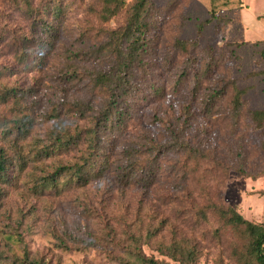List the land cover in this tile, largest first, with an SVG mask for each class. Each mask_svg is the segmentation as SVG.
Instances as JSON below:
<instances>
[{"label": "rangeland", "instance_id": "obj_1", "mask_svg": "<svg viewBox=\"0 0 264 264\" xmlns=\"http://www.w3.org/2000/svg\"><path fill=\"white\" fill-rule=\"evenodd\" d=\"M192 1L152 0L147 51L121 94L124 118L98 130L92 153L102 170L85 184L63 172L40 191L44 175L92 157L88 132L110 98L98 76L117 68L109 32L124 26L132 0L106 21L100 0H0V148L14 162L16 153L27 158L0 179V264H174L156 245L177 238L195 245L192 264H242L244 245L233 250L242 240L211 200L264 224V128L250 118L264 103V40L225 41L219 16L203 48L177 49V39L194 36ZM243 1L247 29L230 27L227 36L264 38V0ZM55 4L57 13H42ZM37 10L54 25L39 64L19 46L23 35L35 43L46 36ZM238 88L245 93L234 112ZM148 172L149 183L141 179Z\"/></svg>", "mask_w": 264, "mask_h": 264}, {"label": "trees", "instance_id": "obj_2", "mask_svg": "<svg viewBox=\"0 0 264 264\" xmlns=\"http://www.w3.org/2000/svg\"><path fill=\"white\" fill-rule=\"evenodd\" d=\"M25 2V5L29 7V0H21ZM58 3V0H53ZM194 6L192 7L193 13L196 17L193 20L194 26V36H189L187 39H177L175 47L186 51L188 46L190 49L203 48L200 45V42L205 39L208 35V26L213 25V20L222 18H227L226 22L223 24L225 41L240 42V38L235 36H227L228 28L232 27L230 24L232 22L231 13L233 10L240 8L241 0H193ZM59 4L54 6H48L42 8V13L54 14L59 11ZM152 0H132V3L126 9V20L123 27L116 29L112 32H109L108 37V47L110 51L114 52L117 56V68L115 72L104 71L100 72L98 79L101 82V86H104L110 95L109 101L107 102V108L102 117L98 118V123L94 125L88 132V145L91 146V155L92 157H87L81 164H72L67 166H61L56 168L52 175H44V183L39 186V190L42 191L47 186H54L58 180L57 175H61L63 172L69 174L68 181L72 183H81L85 184L89 181L92 174L96 173V168L100 172L103 167V161L100 160L98 164V154L92 153L99 145L96 143L100 141L97 139L98 130L105 129L107 125L111 130L123 120V114L125 111L122 110V91L127 88L128 84L133 82L129 77L132 75L133 68L138 65L146 51L147 46L145 43V35L150 27L149 15L151 13L150 8L152 7ZM126 6L125 0H100V7L97 11V16L101 21H106L109 18L113 17ZM34 12L31 9L30 14ZM190 17V16H189ZM37 26L41 31L46 32V36L41 38L40 43H35L32 41L34 35H23V39L19 41V46H25L27 50L36 53L32 54L33 63L41 62L40 59L44 56V50L49 49V44H51L52 39L51 34H53L54 25L53 22L48 21L39 14L37 10L36 15ZM237 26V28H236ZM234 25V30L231 28L230 31H237L238 25ZM36 25L32 23V29H35ZM210 34V33H209ZM209 36V35H208ZM51 39V40H49ZM231 39V40H229ZM33 43V44H32ZM239 44V43H238ZM256 44V43H252ZM36 46V50L33 48ZM209 47H207V50ZM28 56V52H26ZM22 55L24 53L22 52ZM206 71H208V64L205 66ZM197 83L200 79H194ZM245 89L238 88L234 93L232 99L233 101V111L237 112L243 103L242 97L244 96ZM220 94V93H219ZM219 97V95H218ZM206 108L211 106L212 103H208V100L205 104ZM232 105V102H231ZM114 113V114H113ZM114 115L116 119L114 120ZM250 118L254 122L256 129L264 128V103L261 107L250 110ZM23 124V123H22ZM23 127V132H26L25 125H20ZM22 131H20L21 133ZM56 144H63V139L56 142ZM261 149L264 151V141L261 142ZM39 151L33 156L37 159L39 158ZM16 155H18L16 153ZM16 157L14 162L11 157H9L3 148H0V179L2 181L8 180V166L14 163H22L27 160V158L22 156ZM96 167V168H95ZM152 172L146 173L142 180L149 183L153 180ZM49 182V183H46ZM208 208V205L205 207ZM204 208V209H205ZM211 208L215 212V215L222 220L224 223H229L232 227L236 228L241 242L233 243V250L239 248L240 245H244V249L239 254L240 257L238 261L242 264H264V224L255 223L245 217H243L235 207L224 205L221 202H215L211 200ZM200 214L203 215V210H200ZM10 235V234H9ZM9 235H7L8 239ZM193 245V246H192ZM156 249L162 253L173 258L176 263L174 264H192L196 260V247L194 244L188 243L187 239L177 238L172 239L167 243L161 241L157 242ZM148 264H168L165 262H157L152 258H142ZM24 260H21L19 264H23ZM40 264L41 261H32L30 264ZM10 264H16L10 263Z\"/></svg>", "mask_w": 264, "mask_h": 264}, {"label": "crops", "instance_id": "obj_3", "mask_svg": "<svg viewBox=\"0 0 264 264\" xmlns=\"http://www.w3.org/2000/svg\"><path fill=\"white\" fill-rule=\"evenodd\" d=\"M241 5L242 6H240V8H238V9H235V10H233L232 11V13H231V19L233 20V18H237V20H238V22L240 23L241 22V19H242V12H243V10L245 9V8H247V6H249L247 3H245L243 0H241ZM247 5V6H246ZM246 6V7H245ZM262 14H260V15H258V16H261ZM257 16V17H258ZM239 28H238V30H239V32L240 33H242L243 35H244V33H245V31H246V29H247V27L244 25V24H241L240 23V25L238 26ZM236 28H237V26H236ZM231 29L232 30H234L235 29V27H231ZM262 40H264V38H252V39H246V38H243V36H242V38H240V41H243V42H253V43H255L256 41H262Z\"/></svg>", "mask_w": 264, "mask_h": 264}]
</instances>
